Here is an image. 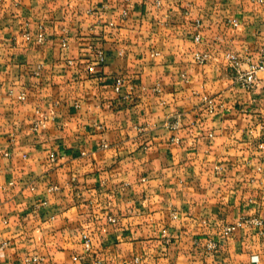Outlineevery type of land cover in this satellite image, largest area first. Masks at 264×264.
<instances>
[{"label":"crops","instance_id":"0c3cea01","mask_svg":"<svg viewBox=\"0 0 264 264\" xmlns=\"http://www.w3.org/2000/svg\"><path fill=\"white\" fill-rule=\"evenodd\" d=\"M263 41L264 0H0V264H264L223 233L264 220V79L223 59Z\"/></svg>","mask_w":264,"mask_h":264},{"label":"built area","instance_id":"2783aa9c","mask_svg":"<svg viewBox=\"0 0 264 264\" xmlns=\"http://www.w3.org/2000/svg\"><path fill=\"white\" fill-rule=\"evenodd\" d=\"M259 1H263V0H259ZM232 23L234 25H238L237 19H232ZM24 36L27 39H30L32 37L31 33L28 32H25ZM44 37H45L44 33L42 31H39L37 34V40L43 41ZM196 39L199 40V35L196 36ZM99 54L102 55L101 50H99ZM194 57L196 62L203 64L208 62L212 58V55L209 51L202 50L195 52ZM223 59L231 67L236 69L237 74L235 77L245 88L249 89L256 80L260 79V74L262 75L261 77L264 79V41L258 49L257 58L253 61L248 59L249 60L248 66L245 69H241L242 68L241 64L243 63V61L241 56L236 52L225 51L223 54ZM123 83H124V78L120 76L117 77L115 80V90L119 91ZM18 97L19 99H25V94L20 93ZM47 120H48V115H43L40 119H38L34 123L32 129L36 130L40 127L42 128L45 127ZM50 158L54 159L55 154L50 153ZM57 188L58 187L55 185L50 186V190H55ZM109 220L115 221V218L109 217ZM263 224H264V220L257 215H251V216L243 215L239 219H237L234 223L225 225L223 228V233L225 235H231L240 226H253V227L261 228ZM163 235L166 236V229H163ZM84 245H85V249L89 251L91 247L89 238L84 239ZM209 246L213 247L214 243H210ZM78 258H79L78 256H74V259H78ZM37 259L38 257H33V261H36ZM26 264H32V261L27 259Z\"/></svg>","mask_w":264,"mask_h":264}]
</instances>
